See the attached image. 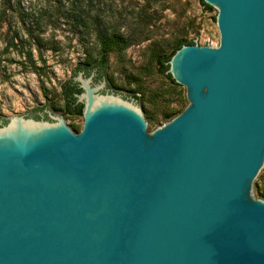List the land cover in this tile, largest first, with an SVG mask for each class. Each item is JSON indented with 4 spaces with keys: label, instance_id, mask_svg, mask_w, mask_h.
I'll return each instance as SVG.
<instances>
[{
    "label": "water",
    "instance_id": "water-1",
    "mask_svg": "<svg viewBox=\"0 0 264 264\" xmlns=\"http://www.w3.org/2000/svg\"><path fill=\"white\" fill-rule=\"evenodd\" d=\"M217 47L182 46L188 105L154 132L73 77L79 133L0 121V264H264V0H202Z\"/></svg>",
    "mask_w": 264,
    "mask_h": 264
},
{
    "label": "rangeland",
    "instance_id": "rangeland-1",
    "mask_svg": "<svg viewBox=\"0 0 264 264\" xmlns=\"http://www.w3.org/2000/svg\"><path fill=\"white\" fill-rule=\"evenodd\" d=\"M18 1L19 8L0 16V121L17 114L43 117L47 110L79 133L84 119L66 114L61 87L79 77L74 72L79 65L99 58L94 33L85 35L67 17L71 2L85 0ZM101 8L103 24L128 46L107 56L105 76L92 70L82 79L102 87L100 94L136 107L154 132L174 118L167 113L183 111L188 101L184 87L171 85L158 73L152 53L167 56L176 42L191 39L199 46L217 47V10L204 9L199 0H103ZM37 22L40 28L34 27Z\"/></svg>",
    "mask_w": 264,
    "mask_h": 264
},
{
    "label": "trees",
    "instance_id": "trees-1",
    "mask_svg": "<svg viewBox=\"0 0 264 264\" xmlns=\"http://www.w3.org/2000/svg\"><path fill=\"white\" fill-rule=\"evenodd\" d=\"M204 9H212L210 6L206 5L202 0H199ZM151 4H156L159 0H150ZM103 0H85L84 2H71L66 10L69 15L67 17L73 22L76 26L82 28L85 35L88 31L93 32L96 39V44L99 46L98 55L99 58L92 65H89V62L85 65H79L76 72H84V74L88 75L92 70H96L99 76H105L107 69V56L116 50H124L127 48L128 44L125 41V38L120 34L115 32H110L106 26L103 24L102 18V6ZM62 7L61 3L57 5ZM20 7V2L16 0L14 3L11 0H0V16H5L8 11L13 12L14 8ZM60 11V10H59ZM71 16V17H70ZM40 28L39 23H35V26ZM34 29V28H33ZM35 30V29H34ZM33 30H29V37H32ZM36 40L40 42V35H37ZM12 44V42H11ZM194 40H183L178 41L173 46L172 52L163 56L160 53L153 52L151 61L156 65L158 73L167 79L171 85L178 87L180 85L176 84L172 79L171 75L167 73L169 69L168 62L175 54L177 50H179L182 46L194 45ZM74 93H80V89H77L75 85H72V81L69 80L61 87V94L63 100L64 110L69 116H81V106L74 104ZM133 98L139 102V98L133 96ZM182 112V111H181ZM180 111H170L166 114V117L173 118L181 113ZM259 180L262 184H264V174L259 175ZM259 195L264 199V191L258 189Z\"/></svg>",
    "mask_w": 264,
    "mask_h": 264
},
{
    "label": "flooded vegetation",
    "instance_id": "flooded-vegetation-1",
    "mask_svg": "<svg viewBox=\"0 0 264 264\" xmlns=\"http://www.w3.org/2000/svg\"><path fill=\"white\" fill-rule=\"evenodd\" d=\"M93 71H95V70H93ZM72 85H75L76 88L78 89L77 84L72 83ZM75 94H76V93L73 94V97H74V104H75V105H80V106H81V110H82V104H80V103L77 102V100H76V98H75Z\"/></svg>",
    "mask_w": 264,
    "mask_h": 264
}]
</instances>
